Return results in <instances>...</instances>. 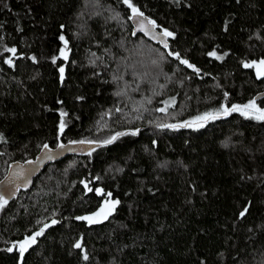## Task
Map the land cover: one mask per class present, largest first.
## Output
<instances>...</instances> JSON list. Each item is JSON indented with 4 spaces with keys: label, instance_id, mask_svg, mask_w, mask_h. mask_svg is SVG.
<instances>
[{
    "label": "trees",
    "instance_id": "16d2710c",
    "mask_svg": "<svg viewBox=\"0 0 264 264\" xmlns=\"http://www.w3.org/2000/svg\"><path fill=\"white\" fill-rule=\"evenodd\" d=\"M129 2L169 51L133 36L125 0H0V180L45 145L99 144L0 209V264H264V120L223 112L264 109L244 67L264 60V0Z\"/></svg>",
    "mask_w": 264,
    "mask_h": 264
},
{
    "label": "water",
    "instance_id": "95a60500",
    "mask_svg": "<svg viewBox=\"0 0 264 264\" xmlns=\"http://www.w3.org/2000/svg\"><path fill=\"white\" fill-rule=\"evenodd\" d=\"M140 13V12H138ZM130 23L133 29V36L139 35L146 38L153 44L159 45L162 49L169 51L170 36H165L155 23L145 14H132ZM167 45V47L165 46ZM193 70V68L191 67ZM201 74L200 70L196 71ZM256 101L264 100V92L257 94ZM64 145V147H60ZM98 143L68 142L61 143L56 147L47 146L42 148L40 152L32 159L26 161H15L9 165L8 171L4 178L0 180V195L3 196L8 203L17 200L21 193L32 190L36 179L51 165L62 162L70 157H81L91 154ZM48 156L52 158L49 159ZM23 172V175H17Z\"/></svg>",
    "mask_w": 264,
    "mask_h": 264
},
{
    "label": "snow or ice",
    "instance_id": "6c2138e0",
    "mask_svg": "<svg viewBox=\"0 0 264 264\" xmlns=\"http://www.w3.org/2000/svg\"><path fill=\"white\" fill-rule=\"evenodd\" d=\"M125 3H129V7L132 8L133 14L142 15V13H138V10L130 4L129 0H125ZM164 35L165 36H172L173 34L171 32L165 31ZM61 39L63 40L64 38L61 37ZM65 43H67V42L65 41ZM165 46L167 47V45H165ZM7 51L11 52L13 55H15V53H16V49L15 48L7 49ZM209 54L212 55V56H216L215 52H212V53H209ZM62 55L64 56L65 59H67V53L62 52ZM177 58H179V57H177ZM33 59H35V58L33 57ZM217 59H222V57H217ZM181 62L184 63V64H188V61H186V60H182ZM7 63L11 65L12 64V60L9 59L7 61ZM188 66L189 67H193L190 64ZM244 67H246V68H255L257 76L258 77H264V60H260L259 62L253 61L250 64L246 63V64H244ZM59 71H60V73L62 75L63 72H64V68L61 67L59 69ZM234 111L241 112V114L246 116V117L247 116H251V117H253L255 119H258V120H264V109H261V108L257 107V105H256L254 100L253 101H249L247 104H245L243 106L233 105L230 109L227 108V107H225L223 109L224 114H229L230 112H234ZM61 115H64V113H61ZM208 118H215L214 114L213 113H205L203 116L197 117L196 120H201L202 121V120H206ZM183 126L191 127L192 123L191 122H187ZM200 126H202V125H200ZM166 127H175V126L174 125H166ZM60 128H61V131H62L63 128H64L63 122H61ZM132 134L135 135L136 133H132ZM114 139H116V137H112L110 140L105 141V143H111ZM80 143H85V141H80ZM88 143H91V141H88ZM44 147L47 148V145H45ZM60 147H64V145H60ZM48 158L51 159L52 157L48 156ZM17 175H23V172L18 173ZM0 183H2V182H0ZM89 191H91V189H89ZM98 191H100V190H98ZM107 195L111 196V193H108ZM7 203H8V201L5 200L2 195H0V209H2ZM117 204H119L118 200L111 201V202L106 200L105 201V205L108 206L107 210L105 208H101L99 212L94 214V216L95 217H101L103 215V218L106 219L107 216L110 215L111 212L114 210V208H115V206ZM246 211L247 210L245 209V212ZM244 214H245L244 212H241V216H243ZM77 219H84V220L89 221V223L99 222L98 220L94 219L93 217H78ZM53 223H56V221H53ZM45 227H48V225H45ZM43 231H44V229L42 228L38 232H36L35 235L25 239L23 242L20 243L19 250H20L21 257H23V255L27 251L28 247L31 244H34L36 242V237L40 236V235H43ZM75 247L76 248H81V244L80 243H76ZM84 259H88L87 254H85Z\"/></svg>",
    "mask_w": 264,
    "mask_h": 264
},
{
    "label": "rangeland",
    "instance_id": "374dc122",
    "mask_svg": "<svg viewBox=\"0 0 264 264\" xmlns=\"http://www.w3.org/2000/svg\"><path fill=\"white\" fill-rule=\"evenodd\" d=\"M63 57H64V56H63ZM108 201L111 202L112 200H108ZM107 207H108L107 205H104L102 208H105V209L107 210ZM99 211H100V210H99ZM99 211H98V212H99ZM96 213H97V212H96ZM93 218L96 219V220H98V221H101V220L104 219V218H103V215H102L101 217H95V216H93ZM34 235H35V234H34ZM32 236H33V235H32ZM30 237H31V236H30ZM37 237H38V236H37ZM37 237H36V242H37ZM27 238H29V237H27ZM27 238H26V239H27ZM24 240H25V239H24ZM24 240H23V241H24ZM23 241H20V242H18V243L16 244V249H17V251L19 252V254H20L19 245H20V243L23 242ZM36 242H35L34 244H31V245L28 247L27 251H28L33 245H35ZM27 251H26V252H27ZM26 252L24 253V255L26 254ZM24 255H23V257H24ZM23 257H21V255H20V259H21V261H22Z\"/></svg>",
    "mask_w": 264,
    "mask_h": 264
}]
</instances>
